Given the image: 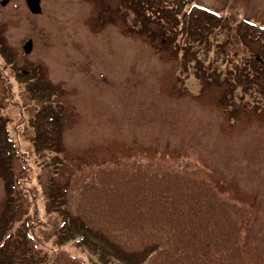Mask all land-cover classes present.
I'll return each mask as SVG.
<instances>
[{
  "label": "rangeland",
  "instance_id": "1",
  "mask_svg": "<svg viewBox=\"0 0 264 264\" xmlns=\"http://www.w3.org/2000/svg\"><path fill=\"white\" fill-rule=\"evenodd\" d=\"M40 7L0 4V264H145L81 227L61 195L84 163L155 153L250 202L243 249L264 264V0Z\"/></svg>",
  "mask_w": 264,
  "mask_h": 264
},
{
  "label": "trees",
  "instance_id": "2",
  "mask_svg": "<svg viewBox=\"0 0 264 264\" xmlns=\"http://www.w3.org/2000/svg\"><path fill=\"white\" fill-rule=\"evenodd\" d=\"M61 197L81 227L125 257L145 255V264H258L243 249L252 205L188 158L128 154L84 163Z\"/></svg>",
  "mask_w": 264,
  "mask_h": 264
},
{
  "label": "water",
  "instance_id": "3",
  "mask_svg": "<svg viewBox=\"0 0 264 264\" xmlns=\"http://www.w3.org/2000/svg\"><path fill=\"white\" fill-rule=\"evenodd\" d=\"M8 0H2L1 4H5ZM40 0H26L27 6L32 13L40 12ZM25 53H28L32 48V41L28 39L22 46Z\"/></svg>",
  "mask_w": 264,
  "mask_h": 264
}]
</instances>
